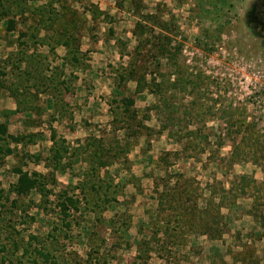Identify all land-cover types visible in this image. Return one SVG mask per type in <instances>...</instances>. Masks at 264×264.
I'll list each match as a JSON object with an SVG mask.
<instances>
[{
    "label": "rangeland",
    "instance_id": "rangeland-1",
    "mask_svg": "<svg viewBox=\"0 0 264 264\" xmlns=\"http://www.w3.org/2000/svg\"><path fill=\"white\" fill-rule=\"evenodd\" d=\"M74 2L69 18L86 39L49 81L67 102L63 116L78 121L42 123L40 145L22 139L18 152L15 139L0 140V264H177L202 250L180 246H214L218 259L244 250L256 264L264 258L256 0ZM87 20L97 21L86 28ZM185 224L203 234L179 232Z\"/></svg>",
    "mask_w": 264,
    "mask_h": 264
},
{
    "label": "crops",
    "instance_id": "crops-1",
    "mask_svg": "<svg viewBox=\"0 0 264 264\" xmlns=\"http://www.w3.org/2000/svg\"><path fill=\"white\" fill-rule=\"evenodd\" d=\"M75 7L80 5L74 0H0V140L15 139L10 146L17 152L24 146L22 139L32 138L35 147L40 145L42 123L78 121L73 115L63 116L66 109L62 106L67 107V102L54 97L49 81L58 68V60L68 59L75 51L74 44L81 47L86 39L84 31L75 34L74 20L69 18ZM95 21L87 20L83 25L88 28ZM56 128L49 131L50 139L54 130L57 133ZM3 160L0 158V168ZM190 228L185 224L179 232L203 234ZM180 247L182 252L198 247L202 250L198 256L180 257L177 264H250L248 258H243L244 250L239 257L226 250L218 259L212 253L214 246ZM201 254L208 258L202 260ZM171 258L168 264L174 261ZM256 264H264V258L260 256Z\"/></svg>",
    "mask_w": 264,
    "mask_h": 264
},
{
    "label": "trees",
    "instance_id": "trees-1",
    "mask_svg": "<svg viewBox=\"0 0 264 264\" xmlns=\"http://www.w3.org/2000/svg\"><path fill=\"white\" fill-rule=\"evenodd\" d=\"M256 2H257V6H256L257 7V14L259 16L258 18L260 20H264V0H256ZM2 132H4V131H2ZM1 140H4V138Z\"/></svg>",
    "mask_w": 264,
    "mask_h": 264
}]
</instances>
